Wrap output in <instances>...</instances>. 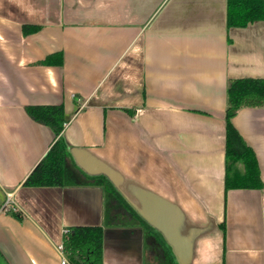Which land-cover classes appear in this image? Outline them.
Here are the masks:
<instances>
[{"label":"crops","instance_id":"0c3cea01","mask_svg":"<svg viewBox=\"0 0 264 264\" xmlns=\"http://www.w3.org/2000/svg\"><path fill=\"white\" fill-rule=\"evenodd\" d=\"M226 16L227 0H0L7 264H62L75 226L103 228L102 264H169L165 249L175 264H264V105L231 119L263 188L224 189L226 89L264 79V21L227 29ZM29 106H62L78 173L106 178L124 202L77 177L23 186L55 141Z\"/></svg>","mask_w":264,"mask_h":264},{"label":"trees","instance_id":"16d2710c","mask_svg":"<svg viewBox=\"0 0 264 264\" xmlns=\"http://www.w3.org/2000/svg\"><path fill=\"white\" fill-rule=\"evenodd\" d=\"M264 21V0H227V29L242 28L247 24ZM36 27L23 26L22 32L29 34ZM227 107L225 122V178L224 189H262L257 161L252 149L244 142L231 119L243 107H261L264 105V79L239 78L229 81L226 89ZM27 115L36 123L47 126L55 141L32 169L23 182L26 187L69 186L77 177L80 181L90 182L104 188L117 202H124L109 181L102 177H84L72 162L66 145L60 134L65 123L62 106H29ZM241 162L243 173L233 172L235 163ZM129 208V207H128ZM130 209V208H129ZM131 210V209H130ZM15 216L19 217L17 213ZM137 216V215H136ZM143 229L153 239L162 243L158 233L138 216ZM103 228L101 226H75L65 229L62 240V252L68 264H102ZM169 264H175L170 252L165 249ZM0 264H7L0 253Z\"/></svg>","mask_w":264,"mask_h":264},{"label":"built area","instance_id":"2783aa9c","mask_svg":"<svg viewBox=\"0 0 264 264\" xmlns=\"http://www.w3.org/2000/svg\"><path fill=\"white\" fill-rule=\"evenodd\" d=\"M9 198H7V200L5 201V203L3 204L2 208L3 209H6V208H9ZM60 249L62 250V246L60 247ZM62 264H67V261L64 259Z\"/></svg>","mask_w":264,"mask_h":264}]
</instances>
